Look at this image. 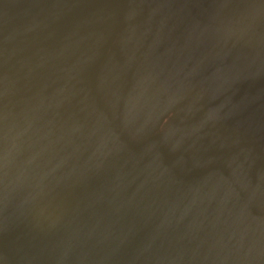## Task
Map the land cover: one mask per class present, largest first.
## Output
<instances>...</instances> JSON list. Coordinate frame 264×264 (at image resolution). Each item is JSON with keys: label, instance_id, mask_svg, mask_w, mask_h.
<instances>
[{"label": "water", "instance_id": "obj_1", "mask_svg": "<svg viewBox=\"0 0 264 264\" xmlns=\"http://www.w3.org/2000/svg\"><path fill=\"white\" fill-rule=\"evenodd\" d=\"M29 1L31 3L26 8L25 18H21L19 0H0V151L8 155L14 146L22 144L29 131L34 132L38 125H42V120H45L48 124L47 142L55 137L50 129L56 125L60 130L54 144L76 148L74 151L77 159L81 156L90 161L89 172L82 175L91 178L93 186L90 188L87 184L86 187L79 184L76 179L69 178L68 173L66 177H60L57 170L53 169L40 175H37L40 171H34L33 176L24 175L8 184L5 181L8 178L7 161L3 163L4 158L0 153V211L4 213V209H7L9 220L16 218L21 209H25V215L30 214L29 207L39 210L43 216H62L64 213H57L60 205L65 210L77 207L76 210L81 211L86 207L88 197L95 195L99 197L98 201L109 203L105 210L109 205H112L113 210L125 205L132 209L130 211L133 215L145 217L146 222L161 224V216H165L167 220H175L187 233L194 234L188 241L198 239L206 231L224 230L226 220L240 219L248 213L253 218L240 224L243 230L264 228V224L251 225L258 216L264 214V186L259 179H254L253 184L258 191L252 194L244 180L238 177L215 169H205L207 176L183 169L188 165L206 164L204 158L191 157L195 148L199 147L198 143L206 142L204 148L215 146L223 150L224 142L221 143V140L230 131L245 133L246 124L248 128H252L248 123L262 117L261 97L249 85L250 81L240 67V80L230 81L232 83L228 87H223V98H218L222 101L221 109H211L212 112L202 122V126L197 124L198 128L194 130L200 136H185L189 139L186 141L180 138L184 136L180 127L191 129V125L189 127L182 122L174 129H165L167 127L164 126L161 114L156 115L150 107L140 105V100L145 98L143 94L146 93L136 89L137 92L133 91L134 95L130 94L133 89L131 73L139 58L133 52L138 50L130 43L124 44L116 52L112 50L116 27H122L125 17L118 22L116 19L114 23L109 18V28L93 23L97 21V9L101 8L103 14L110 16V9L102 7V2L106 0H91V3L90 0ZM121 1L124 3L123 7H133L129 5L131 0ZM159 4L158 0L145 2V7L139 8V16L149 17L160 11ZM206 4L212 5L211 0H207ZM231 5L235 8L237 6L234 0ZM119 6L121 7L120 3ZM3 8L4 12H1ZM139 24V21H135L128 28L139 27ZM228 25L241 31L239 27L243 23L228 21ZM18 34L23 37L18 38ZM54 34L67 41L68 45L61 49L57 45L52 50L51 42L56 39ZM155 34V30L151 28L145 31L142 39H154L157 37ZM41 37L45 40L42 41ZM121 71L123 73L119 77ZM208 74L210 75L209 71ZM113 89L116 90V95L122 89L124 94L131 96L126 106L139 116L130 115L131 126L126 120L129 115L126 116L119 123L123 126L121 133L116 125L104 131L102 134L112 136L115 145L107 148L90 133L83 134L81 119L96 115L97 109L91 108L89 104L94 101L95 94H98V99L108 98V95H114ZM202 89L197 92L199 96L209 90L215 92L214 86L204 91ZM230 90H233L231 99H227ZM193 95L181 98L180 105H186L185 112L189 107L193 108L196 101L190 102L195 98ZM225 102L228 103V111L223 108ZM230 103L233 109L230 108ZM235 105L246 107L240 116L248 119V122H233L231 116L236 114ZM128 108H123L124 116L127 115L125 111L130 112ZM173 113L174 111L167 116ZM179 113L175 118L179 117ZM196 120H189L190 124ZM229 123H233L234 127ZM214 129L216 133H213ZM97 158H100L99 162H96ZM232 159L237 160L234 157ZM225 176L229 178L225 179ZM236 185L240 188L239 191L236 190ZM12 193L17 194L12 197ZM138 206H144V209L138 212ZM179 209H185L186 212L181 213L177 211ZM193 216L197 217L195 221ZM156 226L159 233H152L160 238L167 236L163 234L164 226ZM261 231L260 233H264V230ZM213 236L212 241L216 246H224L219 243L217 233ZM12 257L11 250L7 247V238L0 232V264L22 263L19 259L17 263L12 262ZM249 259V264H264V258L261 263L256 262V257Z\"/></svg>", "mask_w": 264, "mask_h": 264}, {"label": "bare ground", "instance_id": "obj_2", "mask_svg": "<svg viewBox=\"0 0 264 264\" xmlns=\"http://www.w3.org/2000/svg\"><path fill=\"white\" fill-rule=\"evenodd\" d=\"M19 1V11L22 13L20 17L25 18L26 8H29L31 2ZM148 1L151 0H131L129 5L133 7H123L121 0L103 1L102 7H108L111 14L108 17L102 13L101 8L97 9V21L93 22L109 28V18L114 23L116 19L118 22L125 17L122 27H116L112 50L116 52L126 43L132 44L134 49L138 50L133 52V55L138 54L139 58L131 73L133 89L130 94L134 95L133 91L137 90L145 92V98L140 100V105L150 107L156 115L161 114L164 126L167 127L165 129H174L182 122L191 125V129L180 127L184 131L181 132L184 136L180 138L189 141L185 136H200L199 132L194 130L198 125L202 126V122L212 112L211 109H221L222 101L218 98H223V87L240 80V67L246 73L249 85L261 97L262 117L248 123L252 128H248L246 124L245 133L236 134L230 131L228 136L221 140V143L224 142L223 150L215 146L204 148L206 142L198 143L199 147L195 148L191 157L204 158L206 164L188 165L183 169L194 170L200 176H207L205 169H215L238 177L244 180L250 193L254 194L258 191L253 184L255 177L264 186L263 0H234L236 8L231 5L233 0H211L212 5L206 4L207 0H158L161 10L142 18L139 16V8L145 7L144 4ZM89 2L91 3V0ZM1 12H4V8ZM135 21L140 22L139 27L128 28ZM228 21L243 23V26L239 27L241 31L230 28ZM151 28L155 30L157 37L151 40L142 39L145 31ZM55 36V41L51 42L52 50L57 45L59 49L68 45L67 41ZM17 37L23 36L18 34ZM41 40L45 39L41 37ZM41 45L45 46V43L41 42ZM120 73L119 77L123 72ZM230 81L232 82L229 83ZM211 86H214V93L209 90L198 95L197 92L202 87L204 91ZM113 90L114 95H108V98L98 99V94H95L94 101L89 104L91 108L97 109L96 115L84 116L81 119L83 134L90 133L107 148L115 145L112 136L106 137L102 133L112 125H116L121 133L123 126L119 123L126 116L129 115V118H126L129 126L132 125L130 115L139 116L126 106L131 96L124 94L122 89L118 90L117 95L116 90ZM232 92L233 90L229 91L227 99H231ZM188 94H194L195 97L190 102L195 99L196 101L193 108L191 106L185 112L186 105L180 103L181 98ZM202 96L205 99L198 98ZM227 107L228 103L225 102L223 108L227 110ZM123 108L130 110L125 111V116ZM230 108L233 109L231 103ZM235 110L236 114L231 116L234 123L249 121L240 116L246 107L235 105ZM173 111V114L167 116ZM181 111L183 112L179 113ZM177 113L179 117L175 118ZM195 119L197 120L190 124L189 120ZM42 121V125H38L34 132L29 131L22 144L14 146L8 155L0 151L4 158L3 163L7 161L8 178L5 181L11 184L13 180L21 179L24 175L33 176L34 171H40L37 174L40 175L53 169L57 170L56 173L60 177H66L68 173L69 178L91 188L93 180L82 175L89 172L90 161L81 156L77 159L74 151L76 148L54 144L58 140L60 130L56 125L50 129V133L55 137L47 142L48 124L45 120ZM136 121L140 124L137 118ZM229 124L234 127L233 123ZM213 133H216V129ZM233 157L237 160H233ZM99 161L100 158H97L96 162ZM228 178L225 176V179ZM235 188L240 190L237 185ZM16 194L12 193L11 196L15 197ZM98 199L95 195L88 197L86 207L81 211L76 210L77 207L65 210L59 204L60 210L57 213H64L62 216H43L39 210L29 207L30 214L25 215V209H21L16 218L9 220L7 209H4V213L0 211V232L7 238V247L13 255L12 262L17 263L19 259L21 264H249L250 257H256L258 263L263 261L264 238L261 235L264 233H260V230L263 231L264 228L245 231L240 227L243 222L252 220L251 213L240 219L226 220L224 230L206 231L198 239L188 241L194 234L187 233L175 220H167L165 216H161V224H156L155 221L146 222L145 217L139 218L140 215L135 214L134 216L130 211L132 209L125 205L117 210H113L112 205H109L105 210L109 203ZM143 209L144 206L137 208L138 212ZM177 211L186 212L185 209ZM258 217L251 225L254 226L255 223L263 226L264 214ZM196 218L193 216L192 219L195 221ZM156 225L164 226L163 234L167 236L160 238L152 233H159ZM214 233H217L219 243L224 246H216L213 243ZM196 236L194 238L198 237Z\"/></svg>", "mask_w": 264, "mask_h": 264}]
</instances>
